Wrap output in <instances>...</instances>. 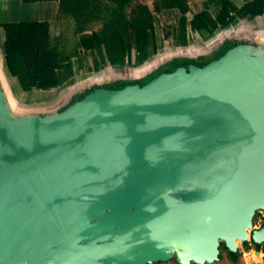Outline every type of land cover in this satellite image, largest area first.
<instances>
[{"label":"water","instance_id":"water-1","mask_svg":"<svg viewBox=\"0 0 264 264\" xmlns=\"http://www.w3.org/2000/svg\"><path fill=\"white\" fill-rule=\"evenodd\" d=\"M250 40L256 51L97 88L61 111L69 98L17 107L0 73V264H211L237 244L264 248V224L252 228L264 215V41Z\"/></svg>","mask_w":264,"mask_h":264},{"label":"trees","instance_id":"trees-1","mask_svg":"<svg viewBox=\"0 0 264 264\" xmlns=\"http://www.w3.org/2000/svg\"><path fill=\"white\" fill-rule=\"evenodd\" d=\"M48 1L56 2L54 18L60 22L56 37L48 36L46 22L2 23L0 28L8 74L24 92L36 89L53 96L78 71L95 75L109 69L136 68L155 58L160 49H165L166 41L175 49H186L236 21L253 23L264 16V0H244L239 7L229 0H21L26 4ZM195 2L200 6L188 19L186 13ZM171 13L174 20L164 19L161 25L159 19ZM225 40L213 55L196 56L201 57L202 65L233 46L231 39ZM189 63L186 58L173 59L143 79L115 81L103 87L116 90L128 84L141 86L161 72ZM97 88L101 87L93 86L73 95L61 110ZM250 248L258 246L245 243L241 253ZM261 251L264 261V248ZM225 253L231 264H243L239 263L240 252Z\"/></svg>","mask_w":264,"mask_h":264},{"label":"crops","instance_id":"crops-1","mask_svg":"<svg viewBox=\"0 0 264 264\" xmlns=\"http://www.w3.org/2000/svg\"><path fill=\"white\" fill-rule=\"evenodd\" d=\"M229 1L232 2L237 7L241 6L244 2V0H229ZM194 4L195 6L191 10L192 13L200 6L199 2H195ZM55 11H56V2L53 1L26 4V3H22L21 0H0V24L17 23V22H46L48 36L54 38L59 34L60 31V22L54 18ZM258 18H256V21L258 20ZM248 24H251L249 25L250 27L248 29V31H250L253 28L251 26L252 24H254V22ZM210 37L202 39L201 41L198 42H193V44L188 46L187 48H191L192 50H197L198 48H202L203 44H207V42L210 41ZM166 43L168 42L166 41L165 44ZM2 44H3V31L0 28V73L2 79L4 80V82L8 87L10 99L19 108L28 109V108L45 107L51 104L50 102H52L58 96V94H60L63 91L69 90V88H71L76 84H79V82L83 80V78H80V81H77L79 79L78 76L82 72V71H78L74 75V77H72V79L65 82L60 88L56 90V94L54 96L51 93L47 94L48 95L47 96L46 93H44L43 91L36 89H31L30 91L24 92L20 89L16 79L11 77L6 70L3 54H2ZM170 50H166V51L170 52ZM164 51H165L164 49H160L156 56H159V54L161 55L162 52ZM38 105H43V106H38ZM224 261H229V260L226 257Z\"/></svg>","mask_w":264,"mask_h":264},{"label":"rangeland","instance_id":"rangeland-1","mask_svg":"<svg viewBox=\"0 0 264 264\" xmlns=\"http://www.w3.org/2000/svg\"><path fill=\"white\" fill-rule=\"evenodd\" d=\"M194 6H195V4L192 5L191 7L194 8ZM174 18H175L174 14L171 13L170 15H167V16H164L163 18H160L159 19V22L162 25L164 19L167 22H169V21L172 22L174 20ZM263 18H264V16L259 17L258 18V21L259 20H262ZM257 28L260 29V31H258V33L257 32L254 33L253 31H255V28H252L250 31H248V36L249 37H254L256 40H258V42H263L264 41V22H262L260 25H258ZM228 33L229 32L223 33L222 36H220L219 38H215V37L211 36L210 37V41L207 42V44H203V47L206 46V49L210 50L217 43L220 42V44H221V42L224 39H226V36L228 35ZM241 33L244 34V32H241ZM166 45H168V44H166ZM177 50H179V49H172L171 52H174V51H177ZM166 53H168L166 50L164 52H162V54H166ZM162 54L161 55L159 54V56H156L155 58L149 59L146 63H144L141 66H138V67L132 68V69H127V70H129V72H133V75H139V72L141 70L147 69L148 67L150 68L151 67V64L155 60H159V58L163 57ZM190 63L192 65L199 66L198 63H195L192 60H190ZM123 71H125V70H123ZM110 72H122V70H112V69H109V70L102 71V72H100L98 74H95V75H91V74H89L87 72H81L80 75L78 76L79 79L77 81H80V78H83V80H81L79 82V84H76V85L72 86L71 88H69V90H66L68 93L66 91H63L62 90L63 92H61L60 94H58V96L52 102H50V103H52V104L53 103H61V99H64V100L66 98L71 99L73 95H75L77 93H80L81 91H84V90H87V89H90L91 87H93V86H90L89 88H84L86 86V82H87V80H89V78H91L93 76H101L103 74H108ZM3 83H4L6 89H7L8 93H9L8 87H7L6 83L4 82V80H3ZM108 84H110V83H108ZM104 85H106V84H101L100 87L103 88V89H106V90H110V89L104 88L103 87ZM79 88H82V89L78 90ZM38 106H43V105H38ZM263 221H264V215L260 211H258V213L256 215V221H255V223H252V228L253 229L254 228L255 229L258 228ZM237 248H238V251L241 253L242 252V245L237 244ZM250 250H254V249L253 248H250ZM250 250H248V252L241 253V255L239 257V263H243V264H245V263L264 264V261H262L263 253L261 251V245L258 246V251L260 252V255H258V253H255L254 254L253 251H250ZM245 255H248L249 257H247ZM219 257L220 258L217 261H215V262H213L211 264H231L229 261H224L226 259V257H227L225 251H220L219 252ZM156 264H177V263L174 260L171 259V260H169V261H167L165 263H156Z\"/></svg>","mask_w":264,"mask_h":264},{"label":"flooded vegetation","instance_id":"flooded-vegetation-1","mask_svg":"<svg viewBox=\"0 0 264 264\" xmlns=\"http://www.w3.org/2000/svg\"><path fill=\"white\" fill-rule=\"evenodd\" d=\"M262 22H264V18L262 20H259V21L258 20L256 21V19L254 20V24H252V26H251V27L255 28V31H253L254 33L255 32L258 33V31H260V29L257 28V26L260 25ZM249 25H251V24H248L246 22L236 21L232 25H230L227 29L217 31L212 36L215 38H219L220 36H222L223 33L230 32L232 35L243 37L240 40H230V42L233 44V46L231 48H233L235 46H239V47L248 48L250 51H256V50H254V49H256V46L252 43V41L250 40V37L248 36V29L250 27ZM241 32H244V34ZM225 41L226 40L224 39L221 42V44L215 50H213L212 52L206 54L205 56H201V57H209V56L213 55L216 51H218L220 49V47L225 43ZM231 48H229V49H231ZM201 57H193L191 59H188V58H186V59L189 61L192 60L195 63H198L199 65H201V60L199 59ZM128 85H135V84H128ZM262 249H263V247L261 246V250ZM250 251H253V250H250ZM253 253L255 254L254 251H253ZM258 255H260V252H258Z\"/></svg>","mask_w":264,"mask_h":264},{"label":"built area","instance_id":"built-area-1","mask_svg":"<svg viewBox=\"0 0 264 264\" xmlns=\"http://www.w3.org/2000/svg\"><path fill=\"white\" fill-rule=\"evenodd\" d=\"M192 6V5H191ZM190 6V10L186 13V17L188 18V19H190L191 18V16H192V12H191V10H192V7ZM166 44H168V45H165V49L164 50H172V49H175L172 45H170V43L168 42V43H166Z\"/></svg>","mask_w":264,"mask_h":264}]
</instances>
